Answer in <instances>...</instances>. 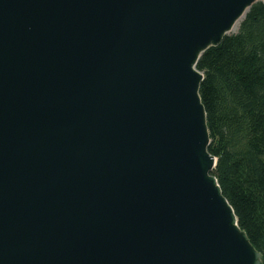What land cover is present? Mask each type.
<instances>
[{
	"label": "water",
	"instance_id": "obj_1",
	"mask_svg": "<svg viewBox=\"0 0 264 264\" xmlns=\"http://www.w3.org/2000/svg\"><path fill=\"white\" fill-rule=\"evenodd\" d=\"M258 1L0 0V264H264L197 69Z\"/></svg>",
	"mask_w": 264,
	"mask_h": 264
},
{
	"label": "trees",
	"instance_id": "obj_2",
	"mask_svg": "<svg viewBox=\"0 0 264 264\" xmlns=\"http://www.w3.org/2000/svg\"><path fill=\"white\" fill-rule=\"evenodd\" d=\"M237 33L206 50L204 79L214 169L238 225L264 256V3L258 1Z\"/></svg>",
	"mask_w": 264,
	"mask_h": 264
},
{
	"label": "bare ground",
	"instance_id": "obj_3",
	"mask_svg": "<svg viewBox=\"0 0 264 264\" xmlns=\"http://www.w3.org/2000/svg\"><path fill=\"white\" fill-rule=\"evenodd\" d=\"M244 20V17L242 18V19H240L235 25H234V28H233V31H232V33H234V32H237L240 28V25H241V23H242V21Z\"/></svg>",
	"mask_w": 264,
	"mask_h": 264
}]
</instances>
